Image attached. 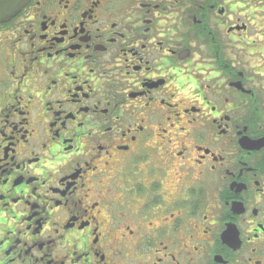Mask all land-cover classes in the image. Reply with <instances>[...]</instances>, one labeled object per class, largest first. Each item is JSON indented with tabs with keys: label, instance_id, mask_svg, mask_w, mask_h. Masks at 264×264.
<instances>
[{
	"label": "flooded vegetation",
	"instance_id": "flooded-vegetation-1",
	"mask_svg": "<svg viewBox=\"0 0 264 264\" xmlns=\"http://www.w3.org/2000/svg\"><path fill=\"white\" fill-rule=\"evenodd\" d=\"M238 8L28 0L0 23V264H264V47H236Z\"/></svg>",
	"mask_w": 264,
	"mask_h": 264
},
{
	"label": "rangeland",
	"instance_id": "rangeland-1",
	"mask_svg": "<svg viewBox=\"0 0 264 264\" xmlns=\"http://www.w3.org/2000/svg\"><path fill=\"white\" fill-rule=\"evenodd\" d=\"M241 8L236 9L235 17L247 25V30L240 37H236V47H243L242 41L237 38L246 37L247 43L253 47H264V0H237ZM246 47H251L250 45Z\"/></svg>",
	"mask_w": 264,
	"mask_h": 264
},
{
	"label": "water",
	"instance_id": "water-1",
	"mask_svg": "<svg viewBox=\"0 0 264 264\" xmlns=\"http://www.w3.org/2000/svg\"><path fill=\"white\" fill-rule=\"evenodd\" d=\"M28 0H0V23L13 17Z\"/></svg>",
	"mask_w": 264,
	"mask_h": 264
}]
</instances>
